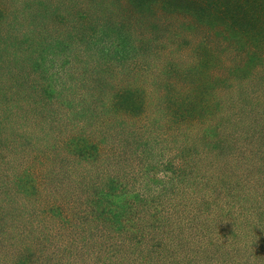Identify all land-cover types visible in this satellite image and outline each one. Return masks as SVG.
<instances>
[{
    "label": "rangeland",
    "instance_id": "1",
    "mask_svg": "<svg viewBox=\"0 0 264 264\" xmlns=\"http://www.w3.org/2000/svg\"><path fill=\"white\" fill-rule=\"evenodd\" d=\"M72 2L0 25V264H264V69L198 93Z\"/></svg>",
    "mask_w": 264,
    "mask_h": 264
},
{
    "label": "trees",
    "instance_id": "2",
    "mask_svg": "<svg viewBox=\"0 0 264 264\" xmlns=\"http://www.w3.org/2000/svg\"><path fill=\"white\" fill-rule=\"evenodd\" d=\"M14 1L0 0V25L24 22L22 15L11 16ZM84 3L109 9L100 20L103 35L113 42L133 38L142 30L149 34L147 51L155 47V54L189 58L193 66L186 67L188 75L204 76L201 82L194 81L198 93L206 87L235 88L264 69V0H81L77 8ZM37 13L32 12L31 20H38ZM80 14L79 22L88 21L82 6ZM72 139L70 147L83 145L81 138Z\"/></svg>",
    "mask_w": 264,
    "mask_h": 264
}]
</instances>
